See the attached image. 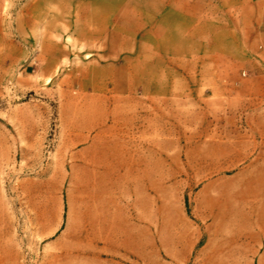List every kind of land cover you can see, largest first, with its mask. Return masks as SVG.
Segmentation results:
<instances>
[{
  "label": "rangeland",
  "instance_id": "374dc122",
  "mask_svg": "<svg viewBox=\"0 0 264 264\" xmlns=\"http://www.w3.org/2000/svg\"><path fill=\"white\" fill-rule=\"evenodd\" d=\"M215 3L259 6L264 15V0ZM38 6H64V0H0V264H80L66 253L70 241L58 238V230L41 233L33 218L41 202L53 211L62 209L68 188L57 185L56 177L65 172L57 170L50 152L60 121L73 113L69 102L74 99L111 101L119 94L120 134L131 154L151 165L141 192L133 194L141 213L151 203V264L160 263V245L175 237L170 228L202 225L200 214H213L237 201L240 189L248 190L249 200H255L251 192L262 191L259 203H249L248 210L254 217L259 211V226L264 227V185L259 187L264 184V144L259 152V139L249 133L264 134V96H252L264 83V21L255 33L259 56L246 59L233 52L231 59L209 58L223 44L201 41L188 66L217 67L220 73L181 74L177 67L186 62L169 64L161 76L121 72L113 76L118 90L103 92L88 82L101 75L71 74L63 57L52 74L31 72L37 53L35 25L42 18ZM129 29L138 28L121 27L125 34ZM239 29L233 22L232 32ZM149 78L163 87L146 99L151 100L150 121L149 108L144 118L143 105ZM93 109L101 113L100 106ZM246 117L252 118L250 128ZM201 186L205 191L199 196ZM67 193L69 198L78 195ZM129 213L131 221L139 220L138 209L131 207Z\"/></svg>",
  "mask_w": 264,
  "mask_h": 264
},
{
  "label": "crops",
  "instance_id": "0c3cea01",
  "mask_svg": "<svg viewBox=\"0 0 264 264\" xmlns=\"http://www.w3.org/2000/svg\"><path fill=\"white\" fill-rule=\"evenodd\" d=\"M38 7L42 18L35 25L37 53L32 56L31 72L52 74L63 57L71 65V74L101 75L88 82L103 92L118 90L113 76L121 72L148 77L167 74L169 64L194 59L201 41L223 44L218 53L214 47L209 58L231 59L233 52L246 59L259 56L255 33L264 21L259 6H216L215 0H64V6ZM233 22L239 32H232ZM121 27L138 29L125 34ZM216 28L222 39L217 38ZM177 68L181 74L220 73L217 67L201 70L188 63ZM144 90V118L149 108L150 121L151 100L146 99L163 87L149 78ZM118 96L111 101L69 102L73 113L60 121L50 152L57 170L65 172L56 177L57 185L68 188L62 209L53 211L41 202L33 217L41 233L58 230V238L70 241L72 248L66 253L80 264H151L152 260L151 203L141 213L133 196L141 192L151 165L131 154L120 134ZM252 96H264V83ZM95 106L101 107V113ZM245 122L250 128L253 121L246 117ZM249 133L259 139L260 152L264 134ZM203 191L204 186L199 187L198 195ZM67 192L78 195L69 198ZM260 193L251 192L255 200H249L248 190L240 189L238 200L226 209L200 214L197 219L202 225L170 228L175 237L160 245L159 264H264V227L259 226V211L254 217L248 210L249 203H259ZM131 207L138 209V221L130 220Z\"/></svg>",
  "mask_w": 264,
  "mask_h": 264
}]
</instances>
